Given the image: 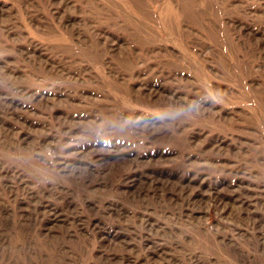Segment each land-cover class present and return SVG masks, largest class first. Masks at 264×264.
I'll use <instances>...</instances> for the list:
<instances>
[{
    "label": "rangeland",
    "instance_id": "rangeland-1",
    "mask_svg": "<svg viewBox=\"0 0 264 264\" xmlns=\"http://www.w3.org/2000/svg\"><path fill=\"white\" fill-rule=\"evenodd\" d=\"M0 264H264V0H0Z\"/></svg>",
    "mask_w": 264,
    "mask_h": 264
}]
</instances>
